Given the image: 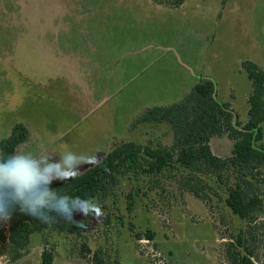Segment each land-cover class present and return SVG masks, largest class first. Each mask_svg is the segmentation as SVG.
<instances>
[{
    "label": "rangeland",
    "instance_id": "rangeland-1",
    "mask_svg": "<svg viewBox=\"0 0 264 264\" xmlns=\"http://www.w3.org/2000/svg\"><path fill=\"white\" fill-rule=\"evenodd\" d=\"M246 63L264 70V0H184L179 8L153 0H0V141L21 124L30 131L21 147L38 164L47 148V160L61 151L92 156L68 170L70 179L117 144L172 147L170 125L134 121L207 79L245 126L253 92ZM234 144L228 135L210 141L222 159ZM191 176L175 164L159 173L126 168L94 199L100 215L77 212L81 234L35 233L17 261L0 243V264H41L45 251L53 264H94L96 251L105 264H233L237 238L249 229L264 264L263 219L247 224L226 203L240 178L264 198V168ZM2 228L8 236L4 220Z\"/></svg>",
    "mask_w": 264,
    "mask_h": 264
},
{
    "label": "trees",
    "instance_id": "trees-1",
    "mask_svg": "<svg viewBox=\"0 0 264 264\" xmlns=\"http://www.w3.org/2000/svg\"><path fill=\"white\" fill-rule=\"evenodd\" d=\"M153 1L172 8L184 4V0ZM245 69L253 84L249 98L250 118L245 126H242L230 104L218 101L215 83L208 79L201 80L182 101L170 106L152 107L134 121V126L169 124L174 133L172 147L158 145L154 148L131 141L117 144L98 166L79 176L55 183L52 190H62L56 192V199L64 196H79L83 200L97 199L108 192L110 185L116 182L117 175L123 174L126 168L159 173L175 164L194 179L197 178L193 176L194 173L219 175L221 171L231 168L252 170L260 174L264 168V70L253 63H246ZM225 135L235 140V144L231 156L222 159L212 152L210 141L213 137ZM29 139V129L25 125H17L10 136L0 141V152L10 155L18 145L25 144ZM142 158L145 160L143 164ZM189 191L199 196L197 189L191 187ZM0 201H11L13 205L10 206V219L6 221L8 236L0 220V243H9L13 261L25 255L22 250L29 247L35 233L52 229L81 234L85 228V222L75 218L77 212L73 213V222L52 213L53 217L57 216V220L51 226L21 212L20 206L13 199V190L6 185H0ZM226 203L247 224H255L260 218L264 221V198L250 180L240 178L232 184L227 191ZM252 241L254 236L251 229L237 238L235 250L231 253L233 264H258ZM93 262L105 264L100 251L94 253ZM53 263V252L45 251L41 264Z\"/></svg>",
    "mask_w": 264,
    "mask_h": 264
},
{
    "label": "clouds",
    "instance_id": "clouds-1",
    "mask_svg": "<svg viewBox=\"0 0 264 264\" xmlns=\"http://www.w3.org/2000/svg\"><path fill=\"white\" fill-rule=\"evenodd\" d=\"M49 150L47 148L44 153L42 165L37 163L35 152L19 145L10 155L0 152V185L13 190V199L20 211L49 226L56 222L57 216L73 222V213L76 212L85 216L100 215L102 210L96 201L83 200L79 196L56 199V192L62 190L53 191L50 187L57 180L68 179L69 169L90 165L93 157L61 151L59 158L47 160ZM10 206H13L11 201H0V220L10 219ZM52 213L57 216L53 217Z\"/></svg>",
    "mask_w": 264,
    "mask_h": 264
},
{
    "label": "crops",
    "instance_id": "crops-1",
    "mask_svg": "<svg viewBox=\"0 0 264 264\" xmlns=\"http://www.w3.org/2000/svg\"><path fill=\"white\" fill-rule=\"evenodd\" d=\"M184 5V4H183ZM182 5V6H183ZM181 6V7H182ZM189 71V70H188ZM188 76L190 77V79H194V77H195V75L194 74H191V72L189 71V74H188ZM200 82V81H199ZM198 84V83H197ZM197 84H195V85H193L192 87H190L189 89H187V90H183L182 92H181V94L178 96V99H177V101H175V103H178V102H180V101H182L183 99H184V97L197 85ZM175 103H171L170 105H173V104H175ZM170 105H165V106H170ZM153 107H164V106H153ZM152 108V107H151ZM150 109V108H149ZM163 124H166V123H163ZM147 125V124H146ZM160 125H162V124H160ZM169 125V124H168ZM152 126V125H151ZM171 127V126H170Z\"/></svg>",
    "mask_w": 264,
    "mask_h": 264
}]
</instances>
